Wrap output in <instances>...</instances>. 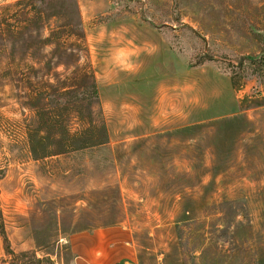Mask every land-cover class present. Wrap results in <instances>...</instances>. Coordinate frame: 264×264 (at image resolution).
<instances>
[{"label":"rangeland","instance_id":"374dc122","mask_svg":"<svg viewBox=\"0 0 264 264\" xmlns=\"http://www.w3.org/2000/svg\"><path fill=\"white\" fill-rule=\"evenodd\" d=\"M262 106L264 0H0V264H264Z\"/></svg>","mask_w":264,"mask_h":264},{"label":"crops","instance_id":"0c3cea01","mask_svg":"<svg viewBox=\"0 0 264 264\" xmlns=\"http://www.w3.org/2000/svg\"><path fill=\"white\" fill-rule=\"evenodd\" d=\"M65 242L71 253L70 264H137L135 249L125 226L75 232ZM3 244L0 234V258L8 256ZM51 259L54 260L55 256Z\"/></svg>","mask_w":264,"mask_h":264},{"label":"trees","instance_id":"16d2710c","mask_svg":"<svg viewBox=\"0 0 264 264\" xmlns=\"http://www.w3.org/2000/svg\"><path fill=\"white\" fill-rule=\"evenodd\" d=\"M91 87H93V85ZM0 234H1L2 238H3L4 246L6 248V252L10 251V249H9V240H8L7 235H6V230H5L4 224H2V223H0ZM10 253L13 254V252H11V251H10ZM35 259H36V263L37 264H41V262H42L41 259H39V258H35Z\"/></svg>","mask_w":264,"mask_h":264}]
</instances>
